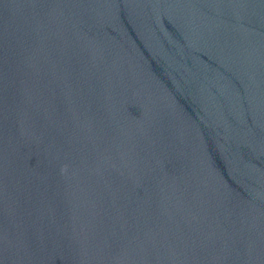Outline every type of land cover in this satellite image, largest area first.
I'll use <instances>...</instances> for the list:
<instances>
[{
  "label": "water",
  "instance_id": "obj_1",
  "mask_svg": "<svg viewBox=\"0 0 264 264\" xmlns=\"http://www.w3.org/2000/svg\"><path fill=\"white\" fill-rule=\"evenodd\" d=\"M0 264H264V0H0Z\"/></svg>",
  "mask_w": 264,
  "mask_h": 264
}]
</instances>
